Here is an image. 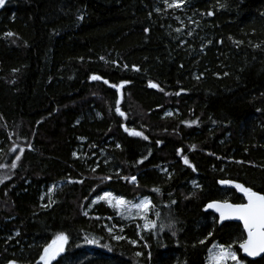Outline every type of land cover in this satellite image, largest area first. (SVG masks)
Masks as SVG:
<instances>
[{
	"label": "trees",
	"instance_id": "obj_1",
	"mask_svg": "<svg viewBox=\"0 0 264 264\" xmlns=\"http://www.w3.org/2000/svg\"><path fill=\"white\" fill-rule=\"evenodd\" d=\"M13 148L23 151L0 184V264H36L60 232L72 264H207L213 243L231 244L241 258V226L215 223L205 207L244 202L221 180L264 194V0H183L179 8L8 0L0 8V166ZM131 176L135 183L124 179ZM105 192L148 198L149 219L174 222L175 235L138 234L115 209L92 206ZM108 218L124 239L109 235ZM86 235L112 251L86 244Z\"/></svg>",
	"mask_w": 264,
	"mask_h": 264
},
{
	"label": "snow or ice",
	"instance_id": "obj_2",
	"mask_svg": "<svg viewBox=\"0 0 264 264\" xmlns=\"http://www.w3.org/2000/svg\"><path fill=\"white\" fill-rule=\"evenodd\" d=\"M167 7H175L179 8L181 7V4L183 3V0H172L171 3H167V0H165ZM5 4V0H0V7H3ZM208 15H212V13H208ZM79 19H82V17H78ZM147 31V29L145 30ZM179 31V30H178ZM7 36H11L12 33H6ZM191 35V33H189ZM231 39V38H230ZM234 43H237L234 41ZM103 59V58H102ZM136 70V69H134ZM92 80H100L101 77L97 75H93L91 77ZM105 84H108L109 87H114L117 92L120 91L121 87H123V84L121 85H115V84H109L107 80L103 81ZM149 87L156 88L157 85L149 83ZM166 95H169V93H165ZM176 95H179L180 93H175ZM120 101L117 100V113L120 115H124L120 111L119 108ZM171 115V113H169ZM123 127V125H122ZM125 131L128 132L129 135L132 136H139L142 139H147L146 136H143L141 132H137L135 130H129L125 128ZM158 144L160 142H157ZM117 147H120L117 145ZM23 151V150H21ZM75 153H73V156L75 157ZM177 155H180V150H177ZM20 156H16V160H19ZM144 159H147L145 157ZM184 163L188 167H192V165L188 162L187 157H183ZM138 163H143V160L138 161ZM239 163V161L237 162ZM13 168L16 167L15 161L12 162L11 165ZM2 167V166H0ZM92 171H95V169H92ZM193 171H195V168H193ZM104 179H108V177H105ZM128 182L135 183L137 178L135 176L131 177H124ZM2 182V181H0ZM69 183H82V181H69ZM218 183L222 185H230V187L234 188L237 192L241 193L244 200H246V203H229L228 200H219V201H213L207 204L206 209H212L215 211L218 216L219 220L215 221V223L223 224L224 221H239L240 224L243 226V231L246 234V238L242 239L238 243L239 250L243 252L244 256L246 257H262V254H264V194H260L258 191L253 190L250 186H244L241 183H233L231 181H225L221 180L218 181ZM51 191V189L49 190ZM154 192H159L158 188L152 189ZM43 199V197H42ZM99 199H102L107 202L109 207H112L116 210V214L120 216L122 219L125 220H140L143 221L142 228L144 231H150L153 235H155V230L157 227L159 228L160 232H163L166 228L169 230H173L172 234L175 235V223L172 221H169L167 224L161 222L159 225H157V221L148 219V212L149 210L154 211L152 201L148 198H144L141 200L138 204L132 205L130 201L124 200L122 197H113L111 193H105L103 197H100ZM98 200L92 201V203H97ZM175 203V201H173ZM50 206V205H49ZM132 208H135V211H132ZM122 209H127V211H122ZM84 215H87V213H84ZM155 215L157 218L160 217L159 212H155ZM98 219V218H97ZM138 229L141 228V225H137ZM120 231H123V228L120 229ZM109 235H112V238L115 240H121L124 239L122 236H116L113 235L111 228L108 229ZM139 234V231H138ZM212 232H208V236H212ZM84 241L88 245H94L97 248H103L106 249L108 252H111L112 249L109 245L104 244L101 245L99 241L95 238H90L89 236L84 237ZM69 243V237L65 235L63 232H60L56 234L50 243L46 244L43 247L42 253L39 255V259L36 261V264H52L53 261H58V258H61L58 261V264H72V261L70 258L64 257L63 254L67 251L66 245ZM129 243L135 244V241H129ZM201 244L204 243V240L200 241ZM81 247L80 245H77V248ZM145 248H148L149 246L147 244L144 245ZM208 264H242V257L238 258L237 251L233 249V246L231 244L224 245V244H217L213 243L211 247L208 249ZM142 255L141 252H136L135 256L140 257ZM149 260H151V253H149L148 256ZM264 259V257H262ZM12 264V262H10ZM100 264H103L101 261Z\"/></svg>",
	"mask_w": 264,
	"mask_h": 264
},
{
	"label": "rangeland",
	"instance_id": "obj_3",
	"mask_svg": "<svg viewBox=\"0 0 264 264\" xmlns=\"http://www.w3.org/2000/svg\"><path fill=\"white\" fill-rule=\"evenodd\" d=\"M8 0H5V3L7 2ZM172 1H167V3H171ZM179 2V0H178ZM167 5V4H166ZM1 8V7H0ZM172 8V7H171ZM175 8V7H173ZM117 109V108H116ZM120 111L122 113H124V115H120L117 113V116L122 120V121H126L127 120V115L125 112H123L121 109ZM169 111L167 112V114L169 115ZM138 132V131H137ZM135 137H138V138H141L139 136H135ZM21 154V150L20 149H17V148H13L11 150V153L9 155V157L7 159H5L2 163V167H0V184H2L3 182H5L6 180H8L9 178H11L13 172H14V169L11 165H12V162L15 161V163H17V160H16V156H20ZM107 193V192H105ZM105 193L97 196L96 198L93 199L94 200H98L97 203H92V206L94 205H97V204H103L105 206H108L107 202L102 200V199H99L100 197H103L105 195ZM113 197H116L114 195H112ZM144 198H141L135 202H131L132 205H135V204H138L141 200H143ZM109 207V206H108ZM112 208V207H110ZM114 209V208H112ZM122 211H127V209H122ZM132 211L134 212L135 211V208H132ZM120 217V216H119ZM121 218V217H120ZM122 219V218H121ZM148 219H149V212H148ZM127 225H132V226H135L136 230L137 231H140L141 228H142V225H143V221H140V220H125L123 219ZM105 221V220H104ZM141 225V228L138 229L137 225ZM104 226L106 227L107 229V232H108V229L111 228L112 230V233L113 235H116V236H122V232L120 231L121 228H123V226H119L116 222H114L111 218H108V220H106V222H104ZM109 233V232H108ZM209 255V253H208ZM207 262H208V257H207ZM208 264V263H207ZM229 264H231V262H229Z\"/></svg>",
	"mask_w": 264,
	"mask_h": 264
},
{
	"label": "water",
	"instance_id": "obj_4",
	"mask_svg": "<svg viewBox=\"0 0 264 264\" xmlns=\"http://www.w3.org/2000/svg\"><path fill=\"white\" fill-rule=\"evenodd\" d=\"M241 194V193H240ZM241 196H242V194H241ZM243 197V196H242ZM243 203H246L247 201L246 200H244V198H243ZM209 204V203H208ZM207 206V205H206ZM205 209H206V207H205ZM206 212H209V213H211V214H213L214 216H216L217 218H218V220H219V216H218V214L215 212V211H213L212 209H207L206 210ZM228 222H231V223H235V224H239L240 226H241V228H242V230H243V226H242V224H240V222L239 221H235V220H232V221H224L223 223H228ZM244 232V231H243ZM245 234V233H244ZM245 238H246V234H245ZM240 251V250H239ZM240 255H241V257L243 258V259H246V260H249V261H256V260H258V259H261L263 256H264V254H262V257H255V258H252V257H246V256H244V254H243V252L242 251H240Z\"/></svg>",
	"mask_w": 264,
	"mask_h": 264
},
{
	"label": "bare ground",
	"instance_id": "obj_5",
	"mask_svg": "<svg viewBox=\"0 0 264 264\" xmlns=\"http://www.w3.org/2000/svg\"><path fill=\"white\" fill-rule=\"evenodd\" d=\"M147 132V131H146ZM178 137V136H177Z\"/></svg>",
	"mask_w": 264,
	"mask_h": 264
}]
</instances>
